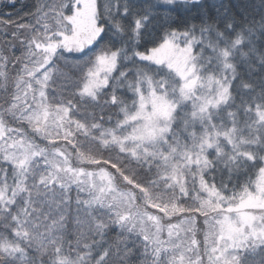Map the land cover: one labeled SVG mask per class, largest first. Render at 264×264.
<instances>
[{"label": "snow or ice", "instance_id": "6c2138e0", "mask_svg": "<svg viewBox=\"0 0 264 264\" xmlns=\"http://www.w3.org/2000/svg\"><path fill=\"white\" fill-rule=\"evenodd\" d=\"M8 15L0 264H264V0Z\"/></svg>", "mask_w": 264, "mask_h": 264}, {"label": "trees", "instance_id": "16d2710c", "mask_svg": "<svg viewBox=\"0 0 264 264\" xmlns=\"http://www.w3.org/2000/svg\"><path fill=\"white\" fill-rule=\"evenodd\" d=\"M36 0H17V3L15 7L10 6L9 0H0V21H8L9 20V13L11 14V20L16 21L18 19L17 13H23L30 10L31 5L35 3ZM26 6V7H25ZM14 30V26L12 24H3L0 23V51L6 52L9 56L13 54V49L9 46L12 41L10 38L5 37L3 35L4 32L11 33ZM17 48L19 47V43L16 42ZM19 55V52L16 53ZM64 61H61L62 70L67 73L71 74L75 71L73 67H71L72 64L75 63V61L69 57L67 64L68 67H63ZM85 195V194H82ZM73 196H75V192L73 193ZM112 237H110L111 239Z\"/></svg>", "mask_w": 264, "mask_h": 264}, {"label": "rangeland", "instance_id": "374dc122", "mask_svg": "<svg viewBox=\"0 0 264 264\" xmlns=\"http://www.w3.org/2000/svg\"><path fill=\"white\" fill-rule=\"evenodd\" d=\"M173 222H175V221H173ZM201 228H202V224L201 225H199ZM198 239H200V240H203V231H201L199 234H198V237H197Z\"/></svg>", "mask_w": 264, "mask_h": 264}]
</instances>
